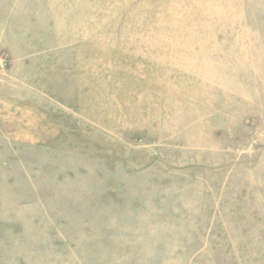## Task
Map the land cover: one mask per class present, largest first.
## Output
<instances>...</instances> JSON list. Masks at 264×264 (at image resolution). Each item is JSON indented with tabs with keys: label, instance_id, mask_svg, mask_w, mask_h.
Masks as SVG:
<instances>
[{
	"label": "rangeland",
	"instance_id": "obj_1",
	"mask_svg": "<svg viewBox=\"0 0 264 264\" xmlns=\"http://www.w3.org/2000/svg\"><path fill=\"white\" fill-rule=\"evenodd\" d=\"M0 264H264V0H0Z\"/></svg>",
	"mask_w": 264,
	"mask_h": 264
}]
</instances>
